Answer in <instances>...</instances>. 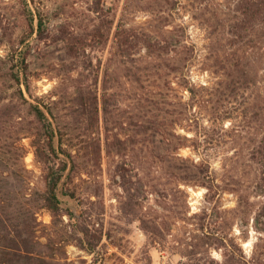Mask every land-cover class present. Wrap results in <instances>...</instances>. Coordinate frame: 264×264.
I'll use <instances>...</instances> for the list:
<instances>
[{"label":"rangeland","instance_id":"obj_1","mask_svg":"<svg viewBox=\"0 0 264 264\" xmlns=\"http://www.w3.org/2000/svg\"><path fill=\"white\" fill-rule=\"evenodd\" d=\"M239 1L101 0L102 11L96 0H0V107L19 95L12 72L22 48L29 54L25 94L54 108L65 140L77 142L84 133L76 90L91 85L99 95L102 168L82 186L104 235L94 252L69 244L72 264H264V182L252 159L262 119L252 127L245 117L252 91L264 111V26L251 31L262 38L256 45L246 43L248 28L235 44ZM98 25L102 33L95 34ZM120 26L172 41L171 52L148 56L141 43L134 57H123L116 51ZM64 32L83 45L69 47ZM238 46L246 54L244 75L225 66ZM250 80L255 83L248 87ZM104 92L113 96L112 120L120 126L114 132L127 140L121 154L106 148ZM148 94L160 98L159 109L141 98ZM147 119H156L164 134L142 132L137 123ZM21 134L33 184L43 186L32 137ZM196 163L205 167L209 185L184 170ZM96 180L99 195L93 193ZM126 183L141 184L142 194L131 199ZM40 219L51 222L48 209Z\"/></svg>","mask_w":264,"mask_h":264},{"label":"trees","instance_id":"obj_2","mask_svg":"<svg viewBox=\"0 0 264 264\" xmlns=\"http://www.w3.org/2000/svg\"><path fill=\"white\" fill-rule=\"evenodd\" d=\"M96 7L104 10L101 0H96ZM237 11L240 14L232 29L234 43H241V32L248 28L250 38L246 43L252 47L257 41L262 40V38L256 40L251 31L255 30L257 23L264 26V0H240ZM43 22L41 18L39 21L41 35ZM102 29L103 27L98 25L95 34L102 33ZM116 37V51L125 58L134 57L141 43L146 44L148 56L154 55L157 51L171 52L174 44L172 41L166 44L160 40L153 41L148 33L123 26L118 28ZM62 38L67 40L69 47L77 48L78 45H83V39L74 36V33L70 35L64 32ZM242 47L238 46L227 57L225 66L230 67L228 70L232 75L236 72L241 75L248 73L243 62L246 54L239 53ZM26 49H20L18 56H14L13 59L16 62L14 68L17 69L12 72V77L19 84L17 100L13 98L0 107V174H5V185L8 186L5 190L0 187V264H72L67 249L69 244L75 242L78 247L94 252L104 235L103 228L99 225V214L86 202L90 195L89 189L83 190L82 186L88 177L99 174L98 170L102 168L103 138L99 95L91 85L81 86L76 90L84 133L77 142H73L75 137L65 140V128L59 124L54 108L51 106L44 108L25 94L23 85L27 89L31 87L28 76L29 54ZM174 67L180 68L179 65ZM137 80L142 81V78ZM252 83L255 82L250 80L248 87H251ZM104 87L107 89L108 84ZM259 96L253 94V91L249 94L245 117L252 127L262 119L263 134L252 149V159L259 164L264 182V111L256 108L255 101ZM112 97L107 92L103 94L105 143L109 152L115 150L121 154L127 149V140L121 137L118 131L114 132L120 126L117 120H112L114 113ZM141 98L158 109L161 107L158 101L160 98L156 94H148L147 97ZM146 115H142L140 119ZM137 125H140L142 132L153 130V137L164 134L160 128L161 124L157 123L156 119L139 121ZM21 133L32 137L34 153L41 164L43 186L35 187L33 184L34 175L25 161L26 147L22 143L24 136ZM3 134L13 138L2 140ZM183 145L184 142L178 146ZM126 169L123 164L118 165V170L124 177ZM184 170L192 173L189 175H193L198 181L203 179L202 185H209L202 174L205 172L202 164L188 165ZM93 184L96 186V192L93 193L99 195L102 183L96 180ZM124 185L132 194L131 199L142 194L141 184ZM90 201L95 203L92 199ZM134 202L138 203V200L135 199ZM44 208L48 209L52 216L50 223L40 219V211Z\"/></svg>","mask_w":264,"mask_h":264}]
</instances>
